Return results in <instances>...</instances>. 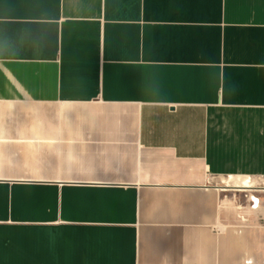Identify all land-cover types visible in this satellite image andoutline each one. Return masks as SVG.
Returning a JSON list of instances; mask_svg holds the SVG:
<instances>
[{"label": "crops", "instance_id": "crops-1", "mask_svg": "<svg viewBox=\"0 0 264 264\" xmlns=\"http://www.w3.org/2000/svg\"><path fill=\"white\" fill-rule=\"evenodd\" d=\"M0 264H264V0H0Z\"/></svg>", "mask_w": 264, "mask_h": 264}]
</instances>
